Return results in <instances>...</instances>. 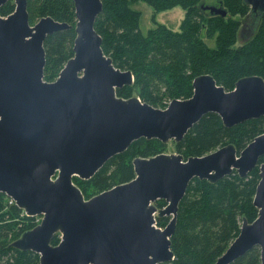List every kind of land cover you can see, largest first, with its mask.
I'll use <instances>...</instances> for the list:
<instances>
[{
	"label": "water",
	"instance_id": "obj_1",
	"mask_svg": "<svg viewBox=\"0 0 264 264\" xmlns=\"http://www.w3.org/2000/svg\"><path fill=\"white\" fill-rule=\"evenodd\" d=\"M8 0H0V7ZM249 12L241 31L253 35L264 0H243ZM73 55L53 81L44 80V41L71 26L50 16L30 24L27 0L0 15V192L40 222L12 245L39 255V264H168L178 205L194 178L217 182L235 170L245 177L258 166L253 204L257 217L242 219L239 233L213 264H230L254 246L264 264V127L239 153L227 144L203 156L160 153L136 157L135 177L85 198L73 177L90 179L111 157L140 138L180 142L207 113L226 127L264 116V79H238L232 90L210 74L193 79V94L165 108L122 98L116 90L134 82L131 70L116 67L102 49L94 23L102 0H73ZM226 15L220 6L201 5ZM246 23V30L242 27ZM166 204L157 209L154 202ZM171 216L163 229L154 214ZM60 234L58 244L51 243Z\"/></svg>",
	"mask_w": 264,
	"mask_h": 264
},
{
	"label": "trees",
	"instance_id": "obj_2",
	"mask_svg": "<svg viewBox=\"0 0 264 264\" xmlns=\"http://www.w3.org/2000/svg\"><path fill=\"white\" fill-rule=\"evenodd\" d=\"M138 1L148 4L154 13L182 8L184 16L179 30L154 21V27L142 33L141 15L131 7ZM218 1L226 11L225 16L203 10V0H102V11L94 23L102 37V49L116 67L131 70L134 75V82L118 88L116 95L139 96L143 102L165 108L172 99L191 97L193 79L201 74L212 75L218 85L229 91L244 76L258 75L264 79V10L253 35L236 45L241 19L250 7L243 0ZM13 10V0H8L0 7V15ZM27 11L30 24L50 16L71 26L49 35L44 41V80L53 81L73 55L74 2L27 0ZM134 90L138 95L132 94ZM263 127L264 116L226 127L218 114L210 112L203 115L180 142H169L184 160L203 156L227 144H233L239 153L262 133ZM168 143L140 138L124 152L107 160L90 179L73 177V180L87 199L90 197L87 187L102 192L130 181L135 177L133 159L163 153ZM259 162H264V156ZM258 180V166L245 177H239L234 170L217 182L192 179L178 205L170 237L174 258L169 264H213L238 235L242 219L252 222L257 217L253 197ZM164 204L160 199L155 205L161 208ZM39 218L25 215L15 204L7 205L6 195L0 192V264H39L37 253L12 245L24 232L35 227ZM168 221L169 217L157 218L161 228ZM58 242L59 236L55 234L51 243ZM260 261V249L254 246L230 264H260Z\"/></svg>",
	"mask_w": 264,
	"mask_h": 264
},
{
	"label": "rangeland",
	"instance_id": "obj_3",
	"mask_svg": "<svg viewBox=\"0 0 264 264\" xmlns=\"http://www.w3.org/2000/svg\"><path fill=\"white\" fill-rule=\"evenodd\" d=\"M218 2H219L218 0H203L204 5H210V6H218ZM131 7L133 9L137 10L141 15L140 16V30L144 34L147 32L148 29L154 27V25H155L154 21L161 22L173 30H179L180 22L184 16V10L180 7H174L173 9L162 11L159 13H154L152 8L148 4H146L145 2H142V1H138L136 3L131 4ZM242 36L244 39L249 38V35L245 34V33ZM240 37H241V31L238 35L236 45L243 43V40L240 39ZM210 43H211V45H213L212 41ZM132 94L138 95L137 90L136 91L134 90V92ZM169 102H167L166 106L169 104ZM165 148L163 149V151L165 150L163 153H166V154L176 153V154H178V152L176 151V147L172 142H169ZM73 182H74V184H76L78 186V183H76L75 180H73ZM80 184L85 187L84 184H82V183H80ZM79 188L81 189V187H79ZM86 191L88 192L90 197H92L95 194L100 193V190H98L97 188L92 189V188L87 187ZM82 192H83V190H82ZM87 198H88V196H87Z\"/></svg>",
	"mask_w": 264,
	"mask_h": 264
},
{
	"label": "built area",
	"instance_id": "obj_4",
	"mask_svg": "<svg viewBox=\"0 0 264 264\" xmlns=\"http://www.w3.org/2000/svg\"><path fill=\"white\" fill-rule=\"evenodd\" d=\"M14 204H15L14 200L12 198H8L7 205H14Z\"/></svg>",
	"mask_w": 264,
	"mask_h": 264
},
{
	"label": "flooded vegetation",
	"instance_id": "obj_5",
	"mask_svg": "<svg viewBox=\"0 0 264 264\" xmlns=\"http://www.w3.org/2000/svg\"><path fill=\"white\" fill-rule=\"evenodd\" d=\"M242 27H243V28L246 27V23H245V22L242 24ZM245 32H247L246 28H245ZM247 33H248V32H247Z\"/></svg>",
	"mask_w": 264,
	"mask_h": 264
},
{
	"label": "bare ground",
	"instance_id": "obj_6",
	"mask_svg": "<svg viewBox=\"0 0 264 264\" xmlns=\"http://www.w3.org/2000/svg\"><path fill=\"white\" fill-rule=\"evenodd\" d=\"M253 32H254V30H253Z\"/></svg>",
	"mask_w": 264,
	"mask_h": 264
}]
</instances>
